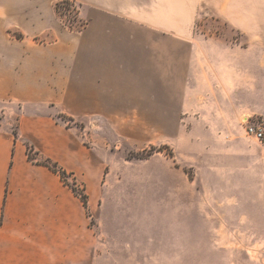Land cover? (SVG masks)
Masks as SVG:
<instances>
[{
  "label": "crops",
  "instance_id": "obj_1",
  "mask_svg": "<svg viewBox=\"0 0 264 264\" xmlns=\"http://www.w3.org/2000/svg\"><path fill=\"white\" fill-rule=\"evenodd\" d=\"M190 1L77 0V19L85 23L76 34L63 28L55 0H0V102L62 97L70 111L95 118V126L103 114L147 113L145 134L172 130L159 143L176 159L184 130L264 121V41L194 39ZM37 38L52 44H36ZM172 80L184 87L168 88ZM54 117L22 111L17 136L0 121V264H104L130 255L131 247L104 237L88 217L103 179L97 144L86 143V130ZM218 141L230 147V139ZM43 160L84 184L87 209L56 173L38 164ZM138 251L145 255L144 248Z\"/></svg>",
  "mask_w": 264,
  "mask_h": 264
},
{
  "label": "rangeland",
  "instance_id": "obj_2",
  "mask_svg": "<svg viewBox=\"0 0 264 264\" xmlns=\"http://www.w3.org/2000/svg\"><path fill=\"white\" fill-rule=\"evenodd\" d=\"M55 2L63 28L77 34L85 23L77 19V0ZM188 3L195 13L194 39L228 45L264 41V0ZM33 41L52 44L46 38ZM182 83L168 81V88ZM123 89L118 93L132 91ZM69 107L62 97L10 98L0 102V121L16 132L22 111L54 115L62 126L86 130L89 146L97 144L103 179L93 193L95 209L88 217L104 237L133 249L130 255L106 258L104 264H264V138L257 140L246 132L255 124L264 134V121L252 117L232 122L225 130H184L183 152L176 159L170 146L159 143L172 130H151V138L145 134L147 113L103 114L95 126V118ZM59 114L73 122L58 119ZM167 125L170 128L169 119ZM219 138L230 139V147H223ZM151 148L161 152H154L151 162V156L139 159ZM28 155L33 158L31 151ZM172 167L177 171L171 172ZM75 185L88 203L84 184ZM142 248L144 256L138 251Z\"/></svg>",
  "mask_w": 264,
  "mask_h": 264
},
{
  "label": "trees",
  "instance_id": "obj_3",
  "mask_svg": "<svg viewBox=\"0 0 264 264\" xmlns=\"http://www.w3.org/2000/svg\"><path fill=\"white\" fill-rule=\"evenodd\" d=\"M57 118L62 121L73 122L71 118H67L61 114L57 115ZM66 127L69 128V125L66 124ZM13 133L15 136H17L16 132L13 131ZM154 152H161V148L158 150L151 148L149 151H145V155L139 159H145V157L151 156ZM38 164L45 166L52 172L56 173L62 179L63 183L68 186L72 190V192L79 198L83 207L87 209V197L83 193L79 192V190L76 188L75 181H73L72 184L66 182L67 178H72L71 174L66 173L57 163L51 160H43L42 162H38Z\"/></svg>",
  "mask_w": 264,
  "mask_h": 264
},
{
  "label": "built area",
  "instance_id": "obj_4",
  "mask_svg": "<svg viewBox=\"0 0 264 264\" xmlns=\"http://www.w3.org/2000/svg\"><path fill=\"white\" fill-rule=\"evenodd\" d=\"M247 134L253 136L257 140L263 139V128L261 125L250 124L246 128Z\"/></svg>",
  "mask_w": 264,
  "mask_h": 264
}]
</instances>
